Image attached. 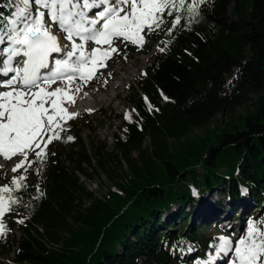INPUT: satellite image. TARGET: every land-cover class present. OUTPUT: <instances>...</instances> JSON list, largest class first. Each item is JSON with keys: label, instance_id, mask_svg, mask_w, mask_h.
<instances>
[{"label": "trees", "instance_id": "obj_1", "mask_svg": "<svg viewBox=\"0 0 264 264\" xmlns=\"http://www.w3.org/2000/svg\"><path fill=\"white\" fill-rule=\"evenodd\" d=\"M10 4L0 0V27ZM202 13L165 53L154 50L112 151L106 140H86L76 117L48 145L40 175L29 169V187L14 193L29 207L5 217L6 264H191L211 242L200 207L219 190L229 202L254 199L249 219L264 218V0H210ZM146 37L160 46L169 39ZM82 175L114 188L98 197Z\"/></svg>", "mask_w": 264, "mask_h": 264}, {"label": "snow or ice", "instance_id": "obj_2", "mask_svg": "<svg viewBox=\"0 0 264 264\" xmlns=\"http://www.w3.org/2000/svg\"><path fill=\"white\" fill-rule=\"evenodd\" d=\"M13 3L15 10L11 16H3L6 24L0 27V45H7L0 49V58L6 57L0 59V75L6 78L0 80V89H5L0 90V158L21 159L11 169L15 173L11 180L0 185V238L10 231L6 215L19 216V207H29L14 193L29 187V169L46 160L49 144L61 140L67 121L79 115L69 111L76 95L97 78L98 70L107 66L113 54L120 53L119 45L143 48L149 33L164 32L169 39L161 41L163 46L157 45V50L165 53L177 31H191L203 21L202 6L210 0ZM144 99L152 111L153 105ZM125 119L131 120V114ZM66 139L74 138L68 135ZM33 170L40 175L39 167ZM0 175H6L3 165ZM35 188L40 195L34 198L39 199L44 193L39 184ZM18 222L23 224L24 219ZM218 240L212 260L229 257L228 264H264V218H250L235 242L227 235Z\"/></svg>", "mask_w": 264, "mask_h": 264}, {"label": "rangeland", "instance_id": "obj_3", "mask_svg": "<svg viewBox=\"0 0 264 264\" xmlns=\"http://www.w3.org/2000/svg\"><path fill=\"white\" fill-rule=\"evenodd\" d=\"M231 8L232 6L230 10ZM7 9L8 16H11V13L15 10L14 5L10 4ZM129 46H133V50ZM3 47L5 45H0V49ZM119 47L120 53L113 54L112 58L106 61L107 66L98 70L97 78L83 87L82 91L76 95V103L69 107V111L79 113L75 121L79 122L81 128H83L84 138L86 140L92 139L95 142L99 139L106 140L109 151L114 149L113 133L122 125L123 120H127L125 116L129 114L130 107L128 96L132 93L135 80L138 75L145 72L151 62L154 50L157 49L156 43L148 37H146V44L143 48H138L131 44H128L127 47L123 45H119ZM113 87L114 89H112ZM229 121L230 117L227 115L223 118L218 117L214 125L223 126ZM134 154L136 155L137 152ZM19 159L21 157H15L11 161L0 158V165L4 166V171L6 172V175H0V185L4 184L3 177L10 178L14 175L11 169ZM46 160L35 165L43 169V164ZM81 180L86 184L88 190L94 191L101 198L108 195L110 188H114L112 183L105 178H103V186L84 175H82ZM223 186H218V190L223 189ZM221 196L220 190L215 192L214 196L206 200L202 208V217L206 225L201 229V233L210 239H214L213 243L209 244L212 249L205 253L209 256L208 258L211 257L215 250V245L219 243L218 237L227 235L235 242L244 233L249 216L254 215L257 210V201L250 199L245 209L246 211L244 210L240 215L242 204L229 202L225 196ZM218 198L221 200L219 203L217 202ZM212 205L218 208L215 216L212 214ZM222 210L231 217V222L225 220V217H223L225 213ZM199 218L202 220L201 217ZM37 228L41 232H45V226L38 224ZM16 234L20 236L19 231H16ZM12 257L13 254L9 257L0 256V264L9 263ZM227 258L229 257H226L223 263L226 262ZM177 264L183 263L178 262ZM191 264H203V262L199 259H193Z\"/></svg>", "mask_w": 264, "mask_h": 264}, {"label": "bare ground", "instance_id": "obj_4", "mask_svg": "<svg viewBox=\"0 0 264 264\" xmlns=\"http://www.w3.org/2000/svg\"><path fill=\"white\" fill-rule=\"evenodd\" d=\"M116 88V87H115ZM112 89H114V87L112 88ZM217 202L219 203V202H221V200L218 198V200H217ZM246 207H247V205L245 206V209H246ZM223 211V210H222ZM246 211V210H245ZM224 212V211H223ZM225 213V212H224ZM205 221V220H204ZM221 223H222V221H221ZM231 224V223H230ZM229 229H230V227H229ZM227 234V233H226ZM224 257H222V258H220V259H216V260H213V261H216L217 263H219V261H222V259H223Z\"/></svg>", "mask_w": 264, "mask_h": 264}]
</instances>
